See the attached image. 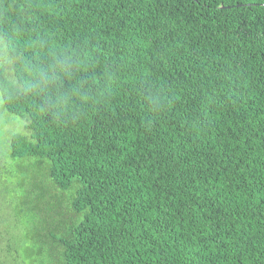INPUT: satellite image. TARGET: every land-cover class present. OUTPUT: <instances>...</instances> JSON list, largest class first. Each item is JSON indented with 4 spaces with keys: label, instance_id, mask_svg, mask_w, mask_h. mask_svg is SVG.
Instances as JSON below:
<instances>
[{
    "label": "trees",
    "instance_id": "1",
    "mask_svg": "<svg viewBox=\"0 0 264 264\" xmlns=\"http://www.w3.org/2000/svg\"><path fill=\"white\" fill-rule=\"evenodd\" d=\"M0 264H264V0H0Z\"/></svg>",
    "mask_w": 264,
    "mask_h": 264
},
{
    "label": "rangeland",
    "instance_id": "2",
    "mask_svg": "<svg viewBox=\"0 0 264 264\" xmlns=\"http://www.w3.org/2000/svg\"><path fill=\"white\" fill-rule=\"evenodd\" d=\"M16 125H17V123H16ZM7 127H14V125L13 124H7Z\"/></svg>",
    "mask_w": 264,
    "mask_h": 264
}]
</instances>
